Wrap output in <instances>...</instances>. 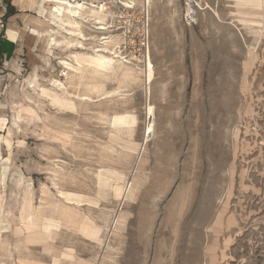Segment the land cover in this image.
Masks as SVG:
<instances>
[{
    "label": "rangeland",
    "instance_id": "rangeland-1",
    "mask_svg": "<svg viewBox=\"0 0 264 264\" xmlns=\"http://www.w3.org/2000/svg\"><path fill=\"white\" fill-rule=\"evenodd\" d=\"M187 1L133 2L146 5L149 82L146 56L124 43L139 12L124 5L76 16L82 35L53 24L0 68V264H264V0H191L186 17ZM79 51L119 71L65 68ZM130 180L137 191L121 200ZM43 216L57 229L27 243Z\"/></svg>",
    "mask_w": 264,
    "mask_h": 264
},
{
    "label": "bare ground",
    "instance_id": "bare-ground-1",
    "mask_svg": "<svg viewBox=\"0 0 264 264\" xmlns=\"http://www.w3.org/2000/svg\"><path fill=\"white\" fill-rule=\"evenodd\" d=\"M46 1H47V3H51L52 2L51 0H46ZM81 9H83V7L80 6V5H77V6H66L65 5L64 6L62 4H58V2H56L53 5V7L50 6L49 8L41 5L40 6V10H39L40 14L41 15L44 14V13L47 14L46 13V10H47V12H49L47 14L48 15L47 17L50 20V22L49 21L47 22V20L45 19L46 22H47V24H48V27L46 28V30L44 29L45 30L44 32L43 31H40V32L37 31L36 34L39 35V36H45L47 31H50V32L54 31L53 24L56 25V26H58L62 30H67V31L69 30L68 32H70V34H73V35L74 34H77V33L78 34H81V32L79 30L80 23L77 20L78 18L76 19V16L77 17L80 16V18H82L81 16H83V13H82L83 11ZM90 13L93 16V17L90 16V18H93L94 20H100L101 17H102V15H103L100 11H96V10H90ZM192 13H193V9H192L191 0H188L187 1V9H186V17H189L190 15H192ZM45 14H44V16H45ZM253 16H254V14H253ZM97 28L99 29V27H97ZM64 35H66V33ZM61 38L62 39L60 40V42H63L67 46H71V44L73 42V39H69L66 36H61ZM84 39H86V38H84ZM51 40H52L53 43H55V39H51ZM78 41H80V40H78ZM80 45H82V44H80ZM80 52L81 51L74 52L73 54H71V58L73 59V62L74 63L67 62V61H63L64 67L67 68V69H70V70L72 69L76 73L80 72L83 67H86L87 69H91V71L93 73H95V74H102V75H106V74H108V73H110L112 71L115 72L116 70H118V69H116V67L114 65V62L111 59L112 57L104 56L102 54H91V53L89 55V54H84L85 52L84 53H80ZM148 57H147V60H146V63H145L146 64V67H145L146 69H144L145 70V73L144 74H145L146 82H149L152 79V77H153V66H152L151 62L149 61V58ZM120 64H121V62H120ZM121 66H122V64H121ZM120 72H121L120 74L123 76V78L125 77V78H132L133 79V71H132V69L124 68V69H121ZM32 78H33V76H32ZM48 80H50V79H48ZM56 84L58 85V87L59 86L64 87L63 84L60 81L57 82ZM41 91H42L43 94H45L46 96H48L50 98V102L53 103L54 105H56L57 107L62 108V109L63 108H72L71 101L67 97H65L64 95L58 94L59 93L58 91H57L58 93H56V92H53V91H51V90H49L47 88L46 89L45 88H42ZM151 111H152V108L149 107L148 108V114L151 113ZM150 129H151V125H149V123H148L147 133L150 131ZM116 174H118V172ZM119 176H120V174L118 175V177ZM103 178H105V177H102V179ZM131 178H133V177H131ZM106 181L107 180H105V182ZM134 182H135V180H134ZM110 183H109V186L111 185ZM131 183L132 182L130 180V182L128 181L126 183V186L125 187L120 186V187H117L116 188V194H117V196L121 200H124L125 198H130L129 200L131 201L133 192L134 191H137L135 188L132 187L133 185L131 186ZM133 184H135V183H133ZM98 185H99V183H98ZM136 185H134V186L136 187ZM112 187H114V186H112ZM45 193H47V192H45ZM135 196H136V194L134 195V197ZM66 198L68 200H79V201H82V199H81L82 196L77 195V194H67L66 195ZM57 205H58V202H57ZM57 205L55 204V206H57ZM41 207L42 206H40L38 208H35L39 212V214H40ZM64 213H66V212H64ZM119 217H120L119 215H116V218H114V222H116ZM28 218L30 219V216ZM34 223L35 222H33V221H28V224L25 227L27 229V233L25 235V241L28 243L29 241L36 240V241H39V242H41V243L44 244L45 242H48V240L50 238L51 232L53 230L57 229L60 221H58L56 219H53L52 217L43 216V226H42V229L40 231H35V230L33 231V230H31L32 229L31 227L33 226ZM78 230L84 232L85 234L86 233H89L93 238H96V236L98 234V229L95 226H93V225L89 226L84 221L79 224ZM47 246H49V245H47ZM64 255H67V254H64ZM52 261H53V264H57L58 258L53 257V260ZM20 264H31V263L29 261H21ZM94 264H98V263H94Z\"/></svg>",
    "mask_w": 264,
    "mask_h": 264
},
{
    "label": "crops",
    "instance_id": "crops-1",
    "mask_svg": "<svg viewBox=\"0 0 264 264\" xmlns=\"http://www.w3.org/2000/svg\"><path fill=\"white\" fill-rule=\"evenodd\" d=\"M41 5L49 8L46 0H0V68L18 66L29 52L37 51L36 32L48 26L49 12L41 15Z\"/></svg>",
    "mask_w": 264,
    "mask_h": 264
},
{
    "label": "built area",
    "instance_id": "built-area-1",
    "mask_svg": "<svg viewBox=\"0 0 264 264\" xmlns=\"http://www.w3.org/2000/svg\"><path fill=\"white\" fill-rule=\"evenodd\" d=\"M52 4L58 2V4L66 5V6H77L80 5L83 7L81 9L84 13L86 9L89 10H96L100 11L103 15L109 7H119L120 5H124L126 8L125 11L127 14L130 13L129 11L131 10H136L138 9V19L136 22L139 24L138 30H139V35L137 38L133 37L130 39L128 36L127 39H124V43L127 45L131 44L133 48V56L136 57H141L143 58L146 56L147 59V32H146V27H147V12H146V5H139V8L136 7V4L133 3L135 0H51ZM135 8L132 9V7Z\"/></svg>",
    "mask_w": 264,
    "mask_h": 264
}]
</instances>
